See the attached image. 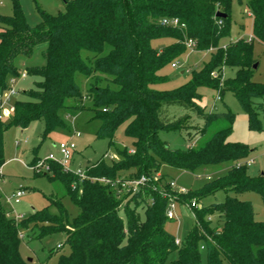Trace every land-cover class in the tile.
Segmentation results:
<instances>
[{
	"label": "trees",
	"instance_id": "16d2710c",
	"mask_svg": "<svg viewBox=\"0 0 264 264\" xmlns=\"http://www.w3.org/2000/svg\"><path fill=\"white\" fill-rule=\"evenodd\" d=\"M60 1L64 10L55 15L39 10L40 24L34 28L26 23L17 0H13L11 16H0V94L8 89L9 78L19 76L15 59L30 58L39 45L45 48L44 65L26 71L40 79L35 89L24 92L27 100L13 104L7 121L0 120V168L2 135L9 126L25 129L41 119L44 140L55 130L68 129L61 111L89 110L93 115L90 120L98 123L96 138L108 139V149L120 159L107 163L101 158L85 168L86 176L112 182L145 176L149 182L127 199L119 188L80 180L62 171L61 165L49 162L50 179L65 185L78 214L68 223L67 212L57 200H51L58 208L57 215L45 208L16 222L6 217L10 212L4 210L0 195V264H26L20 256L18 233L39 223L44 225L40 236L65 232L69 253L60 255L57 264H165L171 253H176L171 264H202L203 257L207 264H264V222L255 221L250 202L231 196L254 191L264 204V175L251 177L246 163H238L253 150L227 140L231 127L216 132L196 149L173 150L158 138L160 131L193 128L186 125L191 115L204 121L196 134H203L219 116L232 124V113H210L200 105L198 89L202 87L214 89L220 96L230 92L245 112L249 130H261L264 106L257 100L264 97V84L252 81L257 64L253 42L238 39L225 46L218 44L230 36L234 1L247 7L252 38L264 43V0ZM217 13L224 16L217 17ZM173 18L179 22L177 27L162 25L163 19ZM158 39L172 43L159 50L152 45ZM188 43L194 52L211 51L209 60L199 71L191 72L186 84L168 91L155 89L165 82L158 72L183 55ZM83 52L90 55L84 58ZM225 68L235 69L234 76L224 77L223 72L212 75ZM76 76L91 80L86 94L90 108L83 104ZM101 81L106 85L101 86ZM170 106L180 107L187 114L170 119L166 113ZM123 124L125 136L133 140L131 151L120 149L113 141ZM225 162L235 164L224 175L184 194L171 189V179L160 173L162 163L193 171ZM35 164L36 158L30 167ZM156 173L160 177L155 182ZM218 191L225 192L224 201L194 209V225L176 244L164 230L170 221L165 216L169 200L184 206ZM139 207L145 209L144 221L136 213ZM122 209L126 223L120 217Z\"/></svg>",
	"mask_w": 264,
	"mask_h": 264
},
{
	"label": "rangeland",
	"instance_id": "374dc122",
	"mask_svg": "<svg viewBox=\"0 0 264 264\" xmlns=\"http://www.w3.org/2000/svg\"><path fill=\"white\" fill-rule=\"evenodd\" d=\"M17 1L26 23L33 28L40 24L39 10L50 15H55L64 10L63 3L60 0ZM12 13L13 0H0V16H11ZM231 20L230 36L220 40L218 45L225 46L238 39L252 41L253 57L258 64L252 74V81L264 84V43L252 38V18L247 7L234 1L231 7ZM170 43V39H158L154 40L152 45L156 49H162ZM190 47L191 44L188 43L185 53L174 61L177 68H172L168 64L158 72L159 76L165 78V82L154 86L155 89L168 91L186 84L191 78V72L199 71L209 60L211 51L194 52ZM44 50V45H39L35 47L30 58L18 57L15 59L19 76L13 77L14 83L11 82L12 78H9L7 86L13 88L16 94L11 96L9 104L3 106V109L9 111V114L7 117L3 116L1 120L7 121L11 117L13 104L16 101L27 100L24 92L35 89V84L40 79L28 74L25 78H22L21 75L26 73L27 69L41 68L44 65ZM89 55L90 53L83 52L84 58ZM219 73H222L224 77H233L235 69L215 70L212 75H219ZM76 83L84 96V106L90 108L92 104L86 98V94L91 80L83 76H76ZM100 85H106V81H101ZM198 93L201 96L200 105L205 107L206 112L216 114L230 112L234 115L232 124L225 116H219L206 126L203 134H196V131L204 125V121L191 115L186 125L193 128L180 131H160L158 133L159 140L173 150H186L190 147L196 149L201 147L216 132L231 127L227 140L243 143L253 150L246 158L239 160L238 163L249 164L247 165V174L251 177L264 175V122L261 123V130H249L247 116L230 92H225L220 96L216 90L202 87L198 89ZM257 102L262 103L264 106V97L257 100ZM69 113L68 111H61V117L68 129L55 130L46 136L44 140H41L44 130V123L41 119L31 122L25 129L9 126L3 132L0 195L4 210L10 212L7 214V218H13L16 222H21L33 213L42 211L45 208H48L50 213L57 215L58 208L51 205V200H57L62 209L67 212L68 223H71L72 219L77 216L78 208L67 195L65 185L60 180H51L53 174L49 170H33L30 167L34 158H36V164L47 163L49 155L54 157L52 163L62 164L60 162L62 157L58 149L60 143L68 142L76 147L73 157L64 165L72 174L79 169L84 171L86 167L101 158L107 163L120 159L118 154L108 149V139L96 138L95 132L98 123L90 120L93 115L89 110ZM166 113L170 119L187 114L185 110L177 106L168 107ZM124 129L125 124L117 128L113 141L120 149L126 148L131 151L134 149L133 140L125 136ZM34 150L35 152H33ZM233 164L235 163L225 162L189 171L174 169L162 163L160 173L167 175L174 181L176 189L189 192L190 190H198L207 182L224 175ZM61 168L62 171H66L62 166ZM44 174L48 175L44 176ZM16 190L23 191L18 204H14L11 200V195ZM225 196L224 191H218L214 195L203 198L199 203L202 207H207L213 203L223 202ZM231 196H235L241 201L250 202L255 221L264 222V204L259 194L254 191H247L237 195L231 194ZM130 208L133 209L134 206L130 204ZM119 213L121 219L126 223V214L123 209ZM136 213H138L140 220L144 221L145 209L139 207L136 209ZM177 214L178 218L168 221L164 226V230L172 235L175 240L182 241L194 225V218L192 212L181 205H177ZM214 221L215 218H213V223ZM42 227L44 225L39 223L36 226L29 225L28 228L19 230L20 256L26 264H57L60 255L69 253L65 232H53L40 236ZM175 258L176 253H171L165 264H171ZM202 264H207L205 257L202 258Z\"/></svg>",
	"mask_w": 264,
	"mask_h": 264
},
{
	"label": "built area",
	"instance_id": "2783aa9c",
	"mask_svg": "<svg viewBox=\"0 0 264 264\" xmlns=\"http://www.w3.org/2000/svg\"><path fill=\"white\" fill-rule=\"evenodd\" d=\"M162 25H167V26H171V27H177L178 26V20L173 18V19H163L161 21ZM172 68H177V65L175 63L171 64ZM22 78L26 77V73H23ZM14 78H12L11 82L14 83ZM16 92L13 90V88H8L6 91H4L3 93L0 94V120L3 118V116H6L9 114V111L3 109V106L5 104H9L10 102V98L11 96L15 95ZM218 99H220V97H217ZM12 112H13V108H12ZM58 149L60 151L61 154V161L62 164L60 163L59 165H61L66 171H68L67 167H65L64 165L68 163L69 159H71L73 157V154L75 152V145L72 143H60L58 146ZM54 161V157L52 155L48 156V160L47 163L46 162H42V163H38L35 164L33 167H31L33 170H41V169H45L48 170V162ZM249 165V164H247ZM1 169V168H0ZM70 172V171H69ZM75 176H77L80 180H90L91 182H98L100 184L103 185H108L110 184L113 187L119 188L121 189L125 194H127V199H129L130 197L136 195L137 193L141 192L142 188L146 186V184L149 182V178L142 176L138 179H128V178H121L119 180H117L116 182H112L107 178L104 177H100V178H96V177H88L85 174V170L81 171L80 169L76 172L73 173ZM1 175V174H0ZM160 177V173H156L153 177V181H157V179H159ZM170 187L171 189L177 191L178 193H186L185 190L182 189H176L175 186V182L174 181H170ZM23 195V191L22 190H16L14 193H12L11 195V200L13 201L14 204H18L20 201V198ZM160 195L165 197L166 195L162 192H160ZM177 203L171 198L169 200V203L167 205L166 211H165V216L168 220L172 221V220H176L178 218V214H177ZM182 207H186L189 211H193L194 209H199L201 207L200 203L196 202L195 200H192L189 204L184 205ZM193 216V213H192ZM194 218V216H193ZM211 218H208V220H210ZM176 244H179V240H176Z\"/></svg>",
	"mask_w": 264,
	"mask_h": 264
},
{
	"label": "water",
	"instance_id": "95a60500",
	"mask_svg": "<svg viewBox=\"0 0 264 264\" xmlns=\"http://www.w3.org/2000/svg\"><path fill=\"white\" fill-rule=\"evenodd\" d=\"M217 17H223L224 15H222L221 13H217V15H216ZM257 64H255L254 66H253V69H256L257 68ZM29 261H30V259H29Z\"/></svg>",
	"mask_w": 264,
	"mask_h": 264
},
{
	"label": "crops",
	"instance_id": "0c3cea01",
	"mask_svg": "<svg viewBox=\"0 0 264 264\" xmlns=\"http://www.w3.org/2000/svg\"><path fill=\"white\" fill-rule=\"evenodd\" d=\"M171 43H172V40H171ZM171 43H170V44H171ZM159 50H160V49H159ZM220 99H221V98H220Z\"/></svg>",
	"mask_w": 264,
	"mask_h": 264
}]
</instances>
